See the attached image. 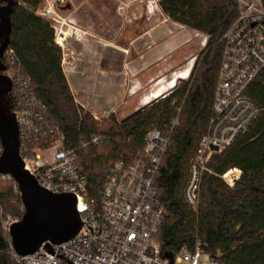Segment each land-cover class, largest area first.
<instances>
[{
  "label": "trees",
  "instance_id": "16d2710c",
  "mask_svg": "<svg viewBox=\"0 0 264 264\" xmlns=\"http://www.w3.org/2000/svg\"><path fill=\"white\" fill-rule=\"evenodd\" d=\"M41 1L15 0L8 48L21 72L31 78L35 95L46 104L50 120L64 133L68 146L95 135L102 138L98 144L77 149L90 192L101 187L112 162H133L143 149L146 133L163 129L179 110L180 123L171 133L156 178L158 197L166 209L156 234L161 256L172 257L182 246L193 249L200 242L205 251L220 252L225 264H264V69L245 90L260 109L258 118L247 132L211 156L212 173L203 175L198 208L191 209L182 197L190 160L211 112L222 35L238 16L237 1L157 0L171 20L207 35L205 48L186 81L122 119L110 113L101 120L74 101L53 29L37 13ZM232 167L239 168L241 175L228 186L221 175ZM21 206L15 182L0 187V264H17L10 256L11 243L2 231L1 217L7 211L21 217Z\"/></svg>",
  "mask_w": 264,
  "mask_h": 264
},
{
  "label": "built area",
  "instance_id": "2783aa9c",
  "mask_svg": "<svg viewBox=\"0 0 264 264\" xmlns=\"http://www.w3.org/2000/svg\"><path fill=\"white\" fill-rule=\"evenodd\" d=\"M236 1L238 16L222 35L223 48L207 127L190 160L182 188L183 200L193 210L200 204L204 173H212L208 167L211 156L247 132L260 114L245 90L264 69V6L262 0ZM59 2L64 0H44L37 13L49 21L54 42L62 52L61 64L67 65L69 40L80 39L85 31L69 19V12L59 11ZM146 7L152 9L149 3ZM203 36L205 45L207 35ZM3 60L12 81V111L18 124L24 168L48 191L74 194L82 221L76 235L50 244V250L42 243L35 252L18 255L10 244V256L17 264H225L220 252H207L200 242L193 249L182 246L171 259L161 256L156 234L166 209L158 197L156 178L171 133L180 123L179 110L163 129L152 128L146 133L143 149L133 162H112L103 184L92 194L78 162L77 149L98 144L102 138L95 135L81 139L75 147L68 146L64 133L50 120L46 104L35 95L31 78L21 72L11 49L5 50ZM193 66L194 62L186 79ZM90 114L96 119L101 117ZM240 175L241 170L232 167L221 178L233 186ZM20 218L2 216V231L9 236L11 224Z\"/></svg>",
  "mask_w": 264,
  "mask_h": 264
},
{
  "label": "crops",
  "instance_id": "0c3cea01",
  "mask_svg": "<svg viewBox=\"0 0 264 264\" xmlns=\"http://www.w3.org/2000/svg\"><path fill=\"white\" fill-rule=\"evenodd\" d=\"M110 1L77 2L69 19L85 34L69 40L70 57L62 69L76 104L122 119L143 106L142 97L155 82L172 75L166 76L178 64L179 49L197 31L143 2L120 13L108 9ZM85 3L92 10H85Z\"/></svg>",
  "mask_w": 264,
  "mask_h": 264
},
{
  "label": "water",
  "instance_id": "95a60500",
  "mask_svg": "<svg viewBox=\"0 0 264 264\" xmlns=\"http://www.w3.org/2000/svg\"><path fill=\"white\" fill-rule=\"evenodd\" d=\"M0 4V174L15 182L23 213L9 228L10 243L18 255L35 252L42 243L59 244L82 226L74 194L53 193L42 187L25 168L19 153L18 124L12 111V81L6 74L3 55L10 44L11 13L15 0ZM216 149V147H213ZM171 259L170 255L166 256Z\"/></svg>",
  "mask_w": 264,
  "mask_h": 264
},
{
  "label": "rangeland",
  "instance_id": "374dc122",
  "mask_svg": "<svg viewBox=\"0 0 264 264\" xmlns=\"http://www.w3.org/2000/svg\"><path fill=\"white\" fill-rule=\"evenodd\" d=\"M79 0H64V3H57V6L59 7V11L63 12L65 11V13L69 12L72 14V12H74L76 6H77V2ZM143 2V4H146L149 3L151 4V8L153 10H160V7L158 6L157 4V0H111L110 1V4H109V8L111 11L112 10H116L120 13H123L125 12L126 10H128L129 8L132 7L133 3H141ZM44 4V0H42L41 4L39 5L40 7ZM62 4V5H60ZM86 4V3H85ZM66 5V6H65ZM85 7V10L88 9V10H92V4H86L84 5ZM204 34L201 33V32H194V34L188 39V43L184 44L180 49H179V52H178V55L177 57L175 58L176 60H178V64L168 70L166 76H169L172 75L183 69L184 67H186L188 64H192L193 62L196 61L199 53L205 48V45H202L201 44V41L203 40V36ZM84 36V35H83ZM81 36V38L83 37ZM176 62V61H175ZM177 63V62H176ZM183 67V68H181ZM181 68V69H180ZM196 74V72H194L193 74V77L194 75ZM171 75V76H172ZM170 76V77H171ZM170 77L168 78H165V79H169ZM157 78V76H156ZM187 79H182V78H179L177 80V85H180L182 81H186ZM151 86V82L147 84V86L145 87V89L149 88ZM152 89V88H151ZM151 89L147 90L150 91ZM146 92V93H147ZM145 93V94H146ZM144 94V95H145ZM167 94V93H166ZM86 110V109H85ZM87 111V110H86ZM92 115V114H91ZM93 116V115H92ZM104 117H100V120L103 119ZM117 119H121V118H118ZM10 185H13L14 186V182L11 178L9 177H2L0 176V187H8ZM19 211H21L23 213V208L22 206L19 208ZM7 214H11L13 215L12 213L10 212H6V215ZM65 264V263H64Z\"/></svg>",
  "mask_w": 264,
  "mask_h": 264
},
{
  "label": "bare ground",
  "instance_id": "6f19581e",
  "mask_svg": "<svg viewBox=\"0 0 264 264\" xmlns=\"http://www.w3.org/2000/svg\"><path fill=\"white\" fill-rule=\"evenodd\" d=\"M203 45V42L201 41ZM190 64H188L183 69L175 72L169 79H163L160 82H155L153 88L148 91L143 97L141 101V105H146L150 103L152 100H155L159 97L164 96L169 90H171L177 83L179 78L186 79V74L188 73Z\"/></svg>",
  "mask_w": 264,
  "mask_h": 264
}]
</instances>
